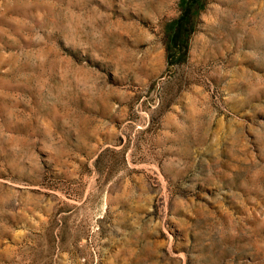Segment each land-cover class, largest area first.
I'll list each match as a JSON object with an SVG mask.
<instances>
[{"label": "rangeland", "instance_id": "obj_1", "mask_svg": "<svg viewBox=\"0 0 264 264\" xmlns=\"http://www.w3.org/2000/svg\"><path fill=\"white\" fill-rule=\"evenodd\" d=\"M0 264H264V0H0Z\"/></svg>", "mask_w": 264, "mask_h": 264}]
</instances>
